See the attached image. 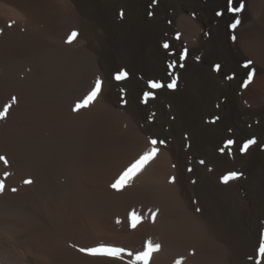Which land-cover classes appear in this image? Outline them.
I'll use <instances>...</instances> for the list:
<instances>
[{
	"label": "bare ground",
	"instance_id": "1",
	"mask_svg": "<svg viewBox=\"0 0 264 264\" xmlns=\"http://www.w3.org/2000/svg\"><path fill=\"white\" fill-rule=\"evenodd\" d=\"M244 3L232 29L226 0H0V111L16 98L0 120V264H127L147 240L161 246L149 264H256L264 0ZM97 79V98L73 111ZM100 245L123 259L79 251Z\"/></svg>",
	"mask_w": 264,
	"mask_h": 264
},
{
	"label": "snow or ice",
	"instance_id": "2",
	"mask_svg": "<svg viewBox=\"0 0 264 264\" xmlns=\"http://www.w3.org/2000/svg\"><path fill=\"white\" fill-rule=\"evenodd\" d=\"M245 9V3L244 0H226V4H225V10L228 13H232L233 14V22L231 23L230 27L232 29H236L238 25H240L241 23V19L239 14L242 13ZM224 12H217L216 15L217 16H222L224 15ZM121 16H123V12L120 13ZM149 15H151V13H149ZM77 35V33L73 32L68 40L69 43H71V40ZM233 40L236 39L235 36L232 37ZM163 47L165 49H167L169 47V45L167 43H165L163 45ZM186 55V52L184 54L180 55V59H184ZM252 64V61H247L244 64L245 68H248L249 65ZM182 66V65H181ZM169 67H174V64H169ZM219 65L216 66L217 70H219ZM254 75V70L253 71H249L248 73V79L247 81H245V86H247V84H249L252 81ZM127 76L126 72H119L116 74L115 79L116 80H121L124 79ZM101 85H102V81L97 79L95 82L94 87L91 89V91L83 97V99H81L79 102L76 103L75 107L73 108V111H79L82 108H86L88 107L91 103H93V101L97 98V96L99 95L100 91H101ZM164 85H162L159 82H155V81H149L148 82V87L150 89H158L163 87ZM169 88H173L175 87V80L172 81V83L167 85ZM152 95L151 92H145L144 93V97L148 98ZM16 103V98L13 97L11 99V103L6 104L3 108L2 111H0V120L4 119L7 115H8V110L11 107L12 104ZM150 143L155 146L157 144V141L155 139L151 140ZM159 143H163V141H160ZM234 143L233 140L229 139L226 144H225V148H228L229 146H231ZM256 141L254 139H250L248 140L246 143H244V145L240 148L241 152H246L249 147L252 144H255ZM222 152L224 151V148L220 149ZM157 148L153 147L151 149V151H147L145 152L143 155H141L138 159L134 160L132 163H130V165L124 169V171L119 175V177L115 180V182H113L111 184V187L113 189L116 190H120L126 183L130 182L131 179L138 173L140 172L143 167L151 160L155 157V155L157 154ZM0 161H4L5 164H7V160L5 157L0 156ZM201 163H203V161H201ZM9 174L5 173V177H7ZM237 173L235 172H231L228 175L223 176L222 180L224 183H228L230 180L236 179L237 178ZM26 184H31L32 181L31 180H26L24 181ZM5 190V184L4 181L0 180V192H3ZM13 192L17 191V189L13 188L12 189ZM153 217L155 216V213L152 214ZM131 221L132 224L131 226L133 228L136 227L137 223H139L140 221V217L137 216V214L135 212H133L131 214ZM119 222V221H118ZM160 245L159 244H153V242L151 240H147L145 242L144 245V250L137 252V253H133L131 251L127 252L128 257L130 258L127 262V264H149V259L151 257V254L153 252H157L160 250ZM79 251L82 253H85L89 256H104V257H111L114 259H123L122 254L125 252L124 248H117V247H111V246H105V245H100L97 247H89V248H79ZM258 256L259 259L256 261V264H262V262H264V239H262L260 241L259 247H258ZM134 257V259H133ZM251 259V258H250ZM176 264H181V261H177Z\"/></svg>",
	"mask_w": 264,
	"mask_h": 264
},
{
	"label": "rangeland",
	"instance_id": "3",
	"mask_svg": "<svg viewBox=\"0 0 264 264\" xmlns=\"http://www.w3.org/2000/svg\"><path fill=\"white\" fill-rule=\"evenodd\" d=\"M246 7V6H245Z\"/></svg>",
	"mask_w": 264,
	"mask_h": 264
}]
</instances>
